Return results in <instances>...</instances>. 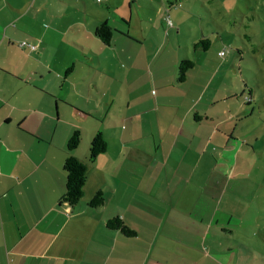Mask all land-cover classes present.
<instances>
[{
  "label": "crops",
  "instance_id": "crops-1",
  "mask_svg": "<svg viewBox=\"0 0 264 264\" xmlns=\"http://www.w3.org/2000/svg\"><path fill=\"white\" fill-rule=\"evenodd\" d=\"M179 1L0 0V264L247 263L238 238L254 235L258 215L253 205L235 219L237 198L223 191L245 171L232 107L243 105L235 84L244 56L264 52V0H246L252 13L238 21V0H215L216 31ZM103 24L108 44L96 35ZM207 32L239 38L227 44L232 60L215 66L202 54ZM229 67L236 81L213 85ZM75 131L81 142L69 155L86 161L97 133L106 151L70 209L59 201ZM98 191L104 205L91 210ZM113 217L135 237L108 231Z\"/></svg>",
  "mask_w": 264,
  "mask_h": 264
},
{
  "label": "rangeland",
  "instance_id": "rangeland-1",
  "mask_svg": "<svg viewBox=\"0 0 264 264\" xmlns=\"http://www.w3.org/2000/svg\"><path fill=\"white\" fill-rule=\"evenodd\" d=\"M146 1L148 0H140V2ZM153 1L158 2L160 0ZM200 1L206 4L208 10L210 9L211 16H209L210 11H207L205 8H203V5L198 3L197 0H180L177 2V4L182 6V11L195 9L196 11L200 10L203 12L206 18H204L202 15L201 16L206 24L205 27H207L209 30L216 31V28L210 19L212 18L216 22H220L216 9L217 5L219 4L216 3L215 0ZM238 1L239 2L237 5H239L238 8L241 9V13H236L231 19L237 20L245 14L249 15L252 13L251 10H247V8H245L246 3H248L246 0ZM134 9L138 13L137 6L134 5ZM228 16L230 17L229 13ZM185 22L187 23L184 25L190 24V27H197L192 17L185 18ZM184 25L181 28V36L183 39L190 40L188 31ZM259 29L260 27L256 26L254 32L259 33ZM205 34L211 39V43L205 53H202L203 49L199 48L200 53L207 55L209 59L213 60L215 62V66L219 65L225 59L232 60L233 53L229 52L230 50H228L227 44L231 45L232 47L234 43H239L240 40L237 36L229 34L223 35L224 42H222L217 40L216 34L212 36H209L208 32ZM258 43L262 45L261 48H264V41L261 40ZM248 44L249 43H247V45ZM220 47H224V49L221 48V51L229 52L226 53V57L224 58L217 56V51L220 49ZM231 51L233 50L231 49ZM248 54L249 56H247V54L244 56L242 71L239 72V75H242V78L239 77L237 79V84H235V88H237L238 91V98L240 100L242 98L243 105H233L232 107L233 112H236V108L237 112H239V124L236 132L238 141L236 144H240L239 146L242 145L241 150H244L239 155L237 163L243 164L245 171L243 174L239 175V178L236 182L233 180L234 183H230L228 186H226V188H224L225 190L223 191V194H225L224 198L227 196L229 197L231 194L237 198L239 211L237 213H231L235 219H238L240 217L238 215H241L243 211L252 212L251 207L254 205L253 207H255L256 213L258 215L255 217V221L253 223L254 235L238 238L240 242L244 243V246L240 251L246 256V258L242 257L241 259H245L247 263L249 262L248 264H264V52H255L253 55L251 52H248ZM197 55L199 54L197 53ZM188 57L190 61H195L194 55L189 54ZM226 77H232L233 81L235 80L233 68L230 69L229 67L227 73L225 71L219 72L218 77L214 81L213 85L216 84L217 86L219 81L222 83L225 82L224 79H226ZM243 80L246 81V84L243 83ZM222 101L223 100H220V102ZM222 105H225V103ZM248 147L251 148L248 149ZM253 147L254 149L251 151ZM248 151L249 155L246 153ZM247 156L249 157V167L244 162V159H247ZM232 186H235V188H232ZM249 222L250 221H247V224ZM250 227L252 228V226Z\"/></svg>",
  "mask_w": 264,
  "mask_h": 264
},
{
  "label": "trees",
  "instance_id": "trees-1",
  "mask_svg": "<svg viewBox=\"0 0 264 264\" xmlns=\"http://www.w3.org/2000/svg\"><path fill=\"white\" fill-rule=\"evenodd\" d=\"M253 15L248 17L249 21ZM96 35L104 44H108L111 38V31L107 25H101L96 30ZM204 50H208L209 40L201 41L199 44ZM193 67V63L189 60L181 61L178 66L177 82L182 83L185 80L186 73ZM81 142V134L75 131L68 139L66 144L67 158L63 163V171L65 174V192L60 199V206H67L70 209L77 206L83 198L84 187L86 184L88 167L93 164L97 157L106 151V143L103 136L97 133L91 140L88 149V158L86 161H80L75 157L69 155L77 149ZM105 199L102 191L96 192L88 203V208L91 210H98L104 205ZM108 231L119 232L126 238L135 237L136 233L130 229L119 217H113L105 224Z\"/></svg>",
  "mask_w": 264,
  "mask_h": 264
},
{
  "label": "built area",
  "instance_id": "built-area-1",
  "mask_svg": "<svg viewBox=\"0 0 264 264\" xmlns=\"http://www.w3.org/2000/svg\"><path fill=\"white\" fill-rule=\"evenodd\" d=\"M96 1H97V2H101L102 0H96ZM24 45H25V43L20 44V46H24ZM34 48H35L34 46L31 47V49H34ZM225 54H226V52L221 51L218 55H219L220 57H224Z\"/></svg>",
  "mask_w": 264,
  "mask_h": 264
}]
</instances>
